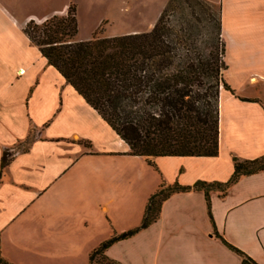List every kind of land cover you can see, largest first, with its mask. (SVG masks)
<instances>
[{"label":"crops","instance_id":"1","mask_svg":"<svg viewBox=\"0 0 264 264\" xmlns=\"http://www.w3.org/2000/svg\"><path fill=\"white\" fill-rule=\"evenodd\" d=\"M80 1L0 0V256L11 264H91L101 244L141 225L163 184H225L235 158L264 157V0H208L220 6L224 79L234 91L220 96L218 156L152 164L131 155L25 32L72 4L78 14ZM5 153L12 157L2 168ZM209 199L174 193L156 222L106 256L115 264H243L231 245L264 264V171Z\"/></svg>","mask_w":264,"mask_h":264},{"label":"trees","instance_id":"2","mask_svg":"<svg viewBox=\"0 0 264 264\" xmlns=\"http://www.w3.org/2000/svg\"><path fill=\"white\" fill-rule=\"evenodd\" d=\"M174 2L155 27L144 33L79 41L74 4L65 16H54L41 24L30 22L25 28L49 65L130 146L131 155L145 157L151 164L156 157L218 156L221 92L234 94L224 79L227 65L221 11L216 26L205 24L193 9V19L183 15L177 25L169 14ZM11 157L4 154L2 168ZM261 171L264 157L248 161L235 158L234 175L225 184H163L149 199L141 225L101 244L92 252L91 264H115L106 256L109 247L156 222L162 204L174 193L204 191L210 202L211 190L225 191L240 177ZM230 247L243 256V264H256ZM0 264L11 263L0 256Z\"/></svg>","mask_w":264,"mask_h":264},{"label":"rangeland","instance_id":"3","mask_svg":"<svg viewBox=\"0 0 264 264\" xmlns=\"http://www.w3.org/2000/svg\"><path fill=\"white\" fill-rule=\"evenodd\" d=\"M171 1L82 0L78 4L79 34L76 39L86 41L88 37V40H91L93 37L149 32L155 27L164 10L170 7ZM189 4L194 7L191 8ZM192 9L205 24L216 26L219 21V4H213L208 0H175L169 13L170 20L177 25L180 24L183 15L192 20Z\"/></svg>","mask_w":264,"mask_h":264}]
</instances>
